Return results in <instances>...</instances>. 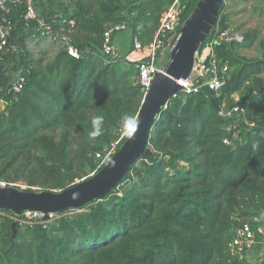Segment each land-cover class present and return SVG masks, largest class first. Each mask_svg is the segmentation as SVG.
<instances>
[{
	"label": "trees",
	"instance_id": "obj_1",
	"mask_svg": "<svg viewBox=\"0 0 264 264\" xmlns=\"http://www.w3.org/2000/svg\"><path fill=\"white\" fill-rule=\"evenodd\" d=\"M197 1L186 0L182 22ZM224 1L218 13L228 23ZM171 3H41L45 21L59 13L74 20L63 31L69 30L68 45L79 53L71 57L63 44L48 62L41 57L47 50L36 57L26 48L29 39L41 37L36 23L27 26L22 5L10 8L8 41L17 52L0 59V180L24 182L26 190H62L104 166L98 168L96 154L130 130L144 96L135 83L136 64L102 53L103 33L124 24L148 43ZM61 26L52 23L55 31ZM257 39L249 30L212 44L215 57L228 65L225 84L217 93H178L151 128L149 154L103 199L46 227L16 224L14 234L13 213L0 210V264H247L228 244L241 224L264 226V56L238 53ZM19 68L25 82L14 94L9 82ZM223 103L243 105L254 125H241L242 143L234 147L222 142L229 136L227 121L218 116ZM97 117L100 135L93 137Z\"/></svg>",
	"mask_w": 264,
	"mask_h": 264
},
{
	"label": "built area",
	"instance_id": "obj_2",
	"mask_svg": "<svg viewBox=\"0 0 264 264\" xmlns=\"http://www.w3.org/2000/svg\"><path fill=\"white\" fill-rule=\"evenodd\" d=\"M43 3L47 5V0H0V59L3 55L9 52H17V47L9 44V37L12 32V24L8 20L7 15L10 12V8L16 5H22L24 8L23 20L29 26V23L34 21L36 23V30L40 33L41 37L50 38L53 40H59L66 44L67 53L78 59L79 53L75 48L68 45V33L69 30L64 32V28L68 27L72 29L74 27V20L72 18H65L60 13L57 18L47 22L39 16L36 10V5L39 6ZM186 8V0H172L171 5L167 11L162 15L159 23V27L153 37L148 43H141L137 36H132L130 51L125 56L127 61L136 64V77L135 83L140 86L143 96H145L151 86L155 73L161 71V67L158 66L160 59L166 53L165 51H172L177 40L180 37V28L182 26L181 15ZM58 19V20H56ZM52 23L62 24L58 30L52 29ZM127 30L126 25H115L109 27L103 33L102 53L109 57L119 56L120 53L117 47L114 45L113 37L119 32ZM234 39L229 36L228 31L223 29L217 39L214 40L210 46V51L203 56L195 57L192 70L189 76L185 79L175 80L176 84L181 87V92L200 93L204 89L217 93L225 84L226 75L228 72V65L221 60H218L212 49V44L215 42H230ZM130 54H135L131 57ZM12 79L9 82V91L14 94L21 92L25 77L23 75L22 68H19L12 72ZM180 93V92H179ZM178 93L174 94L167 102V104ZM236 101V97L234 98ZM164 106V109L167 107ZM218 116L227 121L226 131L229 133L228 137L223 139V144L227 146H236V144L242 143L241 125L248 128L254 125L250 123L246 116V109L243 105L234 104L227 106L223 103L219 110ZM133 121L130 123L129 128L132 126ZM129 129H126L128 132ZM124 138V134L120 135L117 140L110 144L105 154H96V158L100 161L102 159V165H105L114 153L118 150V147ZM21 183H11L0 180V188L14 187L21 190H26L28 186L21 187ZM31 189H37L31 187ZM75 209H69L67 211L56 213L41 211H24L21 215L12 214L9 216L16 224L20 226H42L46 225L58 219L62 215H74ZM264 230L258 226L255 229L248 223H243L235 229L234 236L228 244L229 251L236 255L240 260L245 261L247 264H264Z\"/></svg>",
	"mask_w": 264,
	"mask_h": 264
},
{
	"label": "water",
	"instance_id": "obj_3",
	"mask_svg": "<svg viewBox=\"0 0 264 264\" xmlns=\"http://www.w3.org/2000/svg\"><path fill=\"white\" fill-rule=\"evenodd\" d=\"M223 0H198L196 7L182 23L180 37L171 56L161 71L155 73L147 94L143 97L140 109L133 121L127 137L106 165L90 177L62 190H21L14 187L0 188V210L21 215L24 211H41L44 213H61L69 209H79L95 200L103 199L116 188L131 165L143 155L149 154L147 149L149 134L156 119L161 115L168 100L181 87L175 80L189 76L198 43L202 41L210 22L215 20ZM208 23L202 35H199L200 19L209 11ZM189 42V52H178L180 41ZM16 223L11 224L13 234Z\"/></svg>",
	"mask_w": 264,
	"mask_h": 264
},
{
	"label": "rangeland",
	"instance_id": "obj_4",
	"mask_svg": "<svg viewBox=\"0 0 264 264\" xmlns=\"http://www.w3.org/2000/svg\"><path fill=\"white\" fill-rule=\"evenodd\" d=\"M224 4H225V8L223 12L229 15L228 23L223 22V16H220L219 13L217 15H214L215 20L213 22L212 21L210 22L209 27L203 36L202 41L198 43V48L195 52V57H198L200 60L201 56H202L201 58H203V56H205L210 51L211 49L210 44L217 39V36L223 29H225L224 28L225 26L227 27L226 30L228 31L229 36H232L234 39L240 38V36L243 35V33L246 31L256 30L258 33V39L256 40L255 44L248 49H239L238 53L240 55L249 58L263 57L264 56V2H261V0H225ZM36 10L37 13L40 15L42 14L43 11L44 12L46 11L45 7L42 8L41 5L39 6L36 5ZM54 42L55 43H53V41L50 38H46V37L33 38L28 40L26 44V48L31 54H33L36 57H39L42 52L47 50V54L41 57L44 58L45 62H48L53 58L55 53L63 46L62 42H56V41ZM165 52L166 53L162 56L158 64V66L161 68L165 66L172 53V51H168V52L165 51ZM3 108L4 105L2 104V102H0V110H2ZM127 133L128 132H126V129H123L121 131L120 135L124 134V138H122V141L125 140ZM108 161L109 160H106L105 162ZM101 164H102V159L100 161V164L98 162V168ZM92 174L93 173L90 172L87 176L81 179H76L75 182H79L85 178H88ZM20 185L21 187L24 188L25 187L24 185L26 184L24 182H21ZM75 210H78L75 211L76 213L81 211L79 209H75ZM260 227H262V229L264 230V226L261 225Z\"/></svg>",
	"mask_w": 264,
	"mask_h": 264
},
{
	"label": "crops",
	"instance_id": "obj_5",
	"mask_svg": "<svg viewBox=\"0 0 264 264\" xmlns=\"http://www.w3.org/2000/svg\"><path fill=\"white\" fill-rule=\"evenodd\" d=\"M118 34L115 35L116 37H113V42H114V45L117 47L120 53V56H123L125 59V56L130 51L132 34L129 32V30L119 32ZM130 55L132 57L135 54H130Z\"/></svg>",
	"mask_w": 264,
	"mask_h": 264
},
{
	"label": "bare ground",
	"instance_id": "obj_6",
	"mask_svg": "<svg viewBox=\"0 0 264 264\" xmlns=\"http://www.w3.org/2000/svg\"><path fill=\"white\" fill-rule=\"evenodd\" d=\"M212 13V10L209 11L206 15H204L201 19H200V26H199V35H202L206 29L207 23H208V15ZM188 44H186L185 41H180L179 46H178V52L177 53H181V52H185L188 53L189 52V47L190 44L189 42H187Z\"/></svg>",
	"mask_w": 264,
	"mask_h": 264
},
{
	"label": "clouds",
	"instance_id": "obj_7",
	"mask_svg": "<svg viewBox=\"0 0 264 264\" xmlns=\"http://www.w3.org/2000/svg\"><path fill=\"white\" fill-rule=\"evenodd\" d=\"M101 119L100 117H97L93 120V128H94V131L90 134L91 136L95 137V136H98L100 135V128H99V125H100V122H101Z\"/></svg>",
	"mask_w": 264,
	"mask_h": 264
}]
</instances>
